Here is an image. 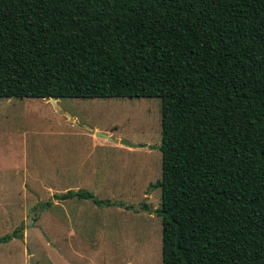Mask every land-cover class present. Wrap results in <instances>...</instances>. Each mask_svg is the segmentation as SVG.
Here are the masks:
<instances>
[{
    "label": "trees",
    "instance_id": "1",
    "mask_svg": "<svg viewBox=\"0 0 264 264\" xmlns=\"http://www.w3.org/2000/svg\"><path fill=\"white\" fill-rule=\"evenodd\" d=\"M0 97H159L162 264H264V0H0Z\"/></svg>",
    "mask_w": 264,
    "mask_h": 264
},
{
    "label": "rangeland",
    "instance_id": "2",
    "mask_svg": "<svg viewBox=\"0 0 264 264\" xmlns=\"http://www.w3.org/2000/svg\"><path fill=\"white\" fill-rule=\"evenodd\" d=\"M160 144L159 97H0V264H162Z\"/></svg>",
    "mask_w": 264,
    "mask_h": 264
},
{
    "label": "water",
    "instance_id": "3",
    "mask_svg": "<svg viewBox=\"0 0 264 264\" xmlns=\"http://www.w3.org/2000/svg\"><path fill=\"white\" fill-rule=\"evenodd\" d=\"M49 99L52 101V103L55 104V99H54L53 97H49ZM96 133L100 134L101 136L106 137L107 139L112 140L111 137H109L108 135H106V134H104V133H100V132H98V131H97ZM119 143H121V144H123V145H127V146H134L133 144L129 143V142H128L127 140H125V139H119Z\"/></svg>",
    "mask_w": 264,
    "mask_h": 264
},
{
    "label": "crops",
    "instance_id": "4",
    "mask_svg": "<svg viewBox=\"0 0 264 264\" xmlns=\"http://www.w3.org/2000/svg\"><path fill=\"white\" fill-rule=\"evenodd\" d=\"M95 130H96V129H95ZM117 142L119 143V140H118V141H116V143H117Z\"/></svg>",
    "mask_w": 264,
    "mask_h": 264
}]
</instances>
